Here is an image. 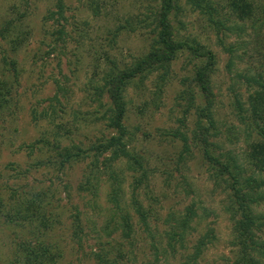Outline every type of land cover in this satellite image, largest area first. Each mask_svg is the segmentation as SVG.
Wrapping results in <instances>:
<instances>
[{"label":"trees","instance_id":"obj_1","mask_svg":"<svg viewBox=\"0 0 264 264\" xmlns=\"http://www.w3.org/2000/svg\"><path fill=\"white\" fill-rule=\"evenodd\" d=\"M87 4L95 16L102 12L103 5L98 0H89ZM188 8L201 15L207 27L215 32L218 44L229 55L230 71L238 66L236 84L230 89L236 115L252 137L244 155L227 149L219 141L222 134L216 120L213 83L217 54L197 39L182 36L174 24ZM13 9L18 8L14 5ZM66 9L65 0H56L55 8H49L44 16V22L54 20L56 23L46 28L55 44L75 38L66 24L61 23V19L67 21ZM17 21L7 19L0 31L3 38L9 36L16 50L24 43L26 35ZM139 26L149 28V50L131 61H121L106 53L105 64L98 71L94 69L83 88L95 109L91 114H84L82 121L75 115L73 123H55L57 129L65 132L56 131L53 139L43 135L33 142L38 145L41 142L40 149L47 146L51 153L48 160L40 159L35 166L54 164L66 170L87 162L79 186L81 191L98 197L103 184L108 186V215L99 228L92 229L98 235V245L90 253L96 264H168L170 257L175 264H201L207 250L218 240L215 227L207 221L209 209L192 201L182 210H170L160 232L158 224L152 225L158 217L154 205L146 203V199H156L153 194L148 195L154 171L147 156L136 147L135 130L127 123V91L131 85L135 83L139 88L149 76L156 75L155 87L149 92L151 99L144 105L152 104L160 109L164 104V87L172 77V65L179 56L188 53L195 59V65L189 83H184L185 87L177 96L179 103L186 102L183 116L178 119L179 126L162 132L171 143L181 142L179 162L189 160L193 150L198 148L217 191L223 194V210L232 225L233 251L231 259L224 264H264V0H157L149 15L127 18L126 23L110 32L115 39L123 31L138 30ZM226 37L231 38L228 44ZM8 62L10 68L0 71V109L9 106L20 84L16 58ZM237 62L246 65L241 67ZM58 90L65 96L68 89L58 83ZM62 105L67 108L63 102ZM191 113L195 115L194 128L188 122L187 116ZM56 114V106L50 104L41 115L49 117L51 123ZM99 122H103L106 129L95 133L94 138L65 143L71 132L70 123L79 128L83 123L97 125ZM128 175L131 182L127 184ZM49 190L31 186L28 190L13 191L7 199L0 196V217H4L5 223L15 224L29 233L27 237L24 233L16 237L18 242L9 264H61L65 251L58 243L42 238L59 220L51 211L49 193L52 192L53 197L54 192ZM140 230L152 238L153 258L143 262L132 257L140 240ZM83 235L78 211L74 215L73 239L81 247Z\"/></svg>","mask_w":264,"mask_h":264},{"label":"rangeland","instance_id":"obj_2","mask_svg":"<svg viewBox=\"0 0 264 264\" xmlns=\"http://www.w3.org/2000/svg\"><path fill=\"white\" fill-rule=\"evenodd\" d=\"M55 1L0 0V31L7 19L14 18L18 20L16 23L19 24V29L26 33L24 43L17 50L11 45L9 36L3 38L0 33V71L10 68L8 60L14 57L21 73L15 97L8 103V107L0 109V196L7 199L13 191L28 190L31 186L50 189L49 192L52 190L53 197L52 192L49 193L52 201L50 208L59 220L54 222L42 238L58 243L65 251L61 264H96L90 253L98 245V235L92 229L99 228L108 215V186L103 184L98 197L81 191L79 186L87 162L67 167L66 170H61L54 164L35 166L40 159L48 160L51 153L47 146L41 150V142L39 145L33 142L43 135L53 139V133L58 130L65 132L57 129L55 123H73L75 115L81 117L82 121L84 114H91L95 107H92L83 88L92 77L94 69L98 71L102 68L106 53L121 61H131L134 56L149 50V28L139 26L138 30L123 31L115 39L110 31L117 25L126 23L127 18L149 15L150 8L157 0H98L103 9L97 16L88 8L89 0H65L67 21L61 19V23L66 24L70 35L75 38L71 37L66 43L59 41L57 44L53 42L54 37L46 32V28L56 26V23L54 20L44 22L47 10L55 8ZM14 5L17 10L13 9ZM174 24L179 27L182 36L197 39L217 54L218 65L213 83L216 120L222 134L219 141L227 149L244 155L252 137L248 136L233 105L234 97L230 86L236 84L237 64L230 71L227 65L228 53L218 44L215 32L207 27L205 19L198 13L188 8ZM230 40L231 38L226 37V44ZM257 62L259 61L254 63ZM237 63L241 67L246 65L243 62ZM194 65L195 59L192 60V55L189 57L188 53L174 61L172 77L164 87V104L160 109L152 104L144 105L145 101L151 99L149 92L155 87L156 75L149 76L145 85L139 88L133 83L127 91V123L135 130L136 147L147 156L154 171L148 195L153 194L156 199H146V203L154 205L158 217L152 225L158 224L160 232L165 227L163 219L170 210H182L192 201L199 202L209 209L207 221L215 227L218 239L207 250L201 264H224L231 259L233 251L230 245L232 225L228 214L223 210V194L217 191L198 148L193 150V157L189 160L179 162L181 142L171 143L170 138L162 132L180 125L178 119L183 116L182 110L186 102L179 103L177 96L185 87L184 83H189ZM185 78L187 80L182 81ZM58 83L68 89L65 96L58 90ZM62 102L67 108H63ZM50 104L56 106L58 113L54 119L51 118V123L49 117L41 115ZM60 109H66V112H59ZM187 117L189 126L194 128L195 115L191 113ZM71 123L66 144L71 140L86 141L88 137L94 138L95 133L106 129L103 122L97 125L83 123L79 128ZM128 182H131L130 175L127 177V184ZM78 211L84 228L82 247L73 239L74 215ZM0 218V264H9L14 256L15 243L18 242L16 237L22 233L27 237L29 233L15 224L5 223L4 217ZM139 237L132 257L143 262L153 258L150 245L152 238L142 234L141 230ZM169 261L168 264H175L171 257Z\"/></svg>","mask_w":264,"mask_h":264}]
</instances>
